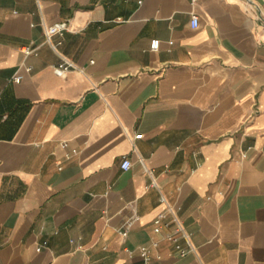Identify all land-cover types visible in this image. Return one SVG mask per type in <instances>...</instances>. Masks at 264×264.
Here are the masks:
<instances>
[{
    "label": "crops",
    "instance_id": "obj_1",
    "mask_svg": "<svg viewBox=\"0 0 264 264\" xmlns=\"http://www.w3.org/2000/svg\"><path fill=\"white\" fill-rule=\"evenodd\" d=\"M244 3L0 0V264H144L168 207L189 249L160 239L149 264H264V25Z\"/></svg>",
    "mask_w": 264,
    "mask_h": 264
},
{
    "label": "built area",
    "instance_id": "obj_2",
    "mask_svg": "<svg viewBox=\"0 0 264 264\" xmlns=\"http://www.w3.org/2000/svg\"><path fill=\"white\" fill-rule=\"evenodd\" d=\"M191 3L196 2L197 0H189ZM245 8L247 11L253 15V17L260 21L262 25H264V16H262V13L260 11V8L256 4L250 3L249 0H245L244 3ZM197 14L196 13H191L190 15V24L191 25H196L197 23ZM42 27H43V34H44V40L43 42H47L56 49V46L60 43L59 40L53 41L52 37L53 35H60L63 33V31L70 29V23L67 20H58L54 21L51 23H43L42 22ZM159 40L157 38H152L149 42V48L150 49H156L158 47ZM40 43H33L32 41H29L28 43H24L20 45L19 50L23 53V55H29V54H37L38 53V47ZM58 66L64 69H67L69 67H73L74 64L72 61L68 59H62L59 63ZM25 70H28V66H23ZM22 74L19 72V70H16L12 76L11 80L12 81H19L21 78ZM62 146H65V142H61ZM130 166V160L127 157H122L120 161V167L122 169H126ZM59 167V166H58ZM163 200V198H160ZM169 215V216H168ZM137 215H133L132 219H136ZM171 222L174 223V227H172L171 230H165L162 232L160 238H153L148 243H143L140 244L136 247L137 253L139 254L142 262L144 264H149V261L151 258L154 257H160L159 253L153 254L152 249L157 248L160 239H164L168 242H170L173 245V248L175 250V253L177 255H184L188 249L189 246L185 243H183L181 240L184 239L187 241L189 232L184 229V227L181 225L177 215L175 214L174 210L170 207H168V210L162 211L159 214H157L153 219H152V230L154 232H160L161 229L165 228L168 226ZM126 251L129 253L130 250L126 248Z\"/></svg>",
    "mask_w": 264,
    "mask_h": 264
}]
</instances>
